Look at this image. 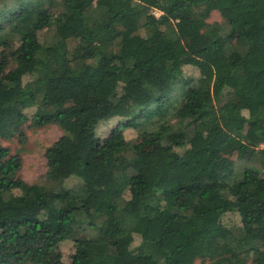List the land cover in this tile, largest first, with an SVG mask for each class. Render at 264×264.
<instances>
[{
    "label": "trees",
    "instance_id": "trees-1",
    "mask_svg": "<svg viewBox=\"0 0 264 264\" xmlns=\"http://www.w3.org/2000/svg\"><path fill=\"white\" fill-rule=\"evenodd\" d=\"M48 124L40 180L0 144V264H264V0H0V137Z\"/></svg>",
    "mask_w": 264,
    "mask_h": 264
},
{
    "label": "rangeland",
    "instance_id": "rangeland-1",
    "mask_svg": "<svg viewBox=\"0 0 264 264\" xmlns=\"http://www.w3.org/2000/svg\"><path fill=\"white\" fill-rule=\"evenodd\" d=\"M159 14V11H156ZM221 16L217 10L211 12L209 21L220 20ZM185 74H197L198 68L196 65H189L183 69ZM90 102L94 103L96 101L95 92H90L89 94ZM150 99L144 97L141 102L144 104L149 103ZM122 117L112 116L107 119H101L96 127V134L101 138L105 137L110 129L117 125ZM124 135L134 141L138 136L136 129L132 127H126L123 129ZM61 134L60 128L56 124H48L43 127L35 128L30 126H25L23 129V134H14L9 138L0 137V144L8 146L11 153H18L22 159V167L19 171L21 177L28 182L40 180L46 170V158L44 156L45 148L54 141ZM149 149H159L160 144L153 142L145 146ZM222 153L235 159L237 158V152L234 148L222 145L220 147ZM107 148L103 143L96 148L95 154L98 158H106ZM128 193L126 192V195ZM261 248L264 249V240L261 243ZM73 250V245L70 240L63 241L47 248L44 258L46 260H55L60 258L59 264L67 262L69 256ZM200 261L196 260L195 264H199Z\"/></svg>",
    "mask_w": 264,
    "mask_h": 264
}]
</instances>
